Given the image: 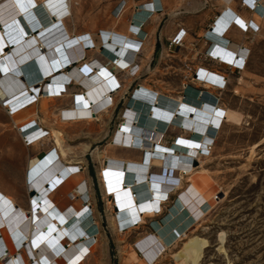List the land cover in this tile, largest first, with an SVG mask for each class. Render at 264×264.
Returning <instances> with one entry per match:
<instances>
[{
  "label": "bare ground",
  "instance_id": "bare-ground-1",
  "mask_svg": "<svg viewBox=\"0 0 264 264\" xmlns=\"http://www.w3.org/2000/svg\"><path fill=\"white\" fill-rule=\"evenodd\" d=\"M253 1L250 17L237 15L231 7H222L204 49V54L239 68L241 74L246 72L249 57L237 59L240 46L221 35L227 18L236 15L240 25L251 24L259 30L258 25L264 22V0ZM82 4V0H38L26 4L13 2L2 10L0 107L13 121L24 147L37 148L47 143H52V147L27 162L20 181L24 204L0 188V264H84L102 244L100 224L90 206L91 193L80 175L83 168L79 174H73L79 165L68 159L79 154L84 158L85 149L78 152L75 145L64 143L71 140L68 130L73 125L106 124L100 120L113 112L131 78L140 73L137 60L145 54L136 51L133 45L146 40L140 23L148 17L152 24H157L159 14L155 12L158 3L154 1L142 7V11H135L134 24L127 25L125 30L113 27L101 36L98 32L74 35L67 24L74 27ZM203 5L204 2L201 8ZM65 14L67 17L62 20ZM174 17L176 12L171 14ZM112 22L116 25L119 21ZM198 35L203 38L206 31ZM87 53L97 54L105 62L91 57L92 63L88 65L89 61L83 62ZM119 73L125 78V85L117 88ZM208 79L216 81L212 75ZM236 82L233 94L238 97L245 82L240 77ZM205 87L210 90V86ZM76 88L78 91L74 92ZM136 89L135 98L124 97L121 122L113 130L107 147L135 152L134 158H140L141 162L134 163L106 151L97 155L98 178L104 197L106 187L113 204L116 232L118 228L125 231L122 234L137 230L138 225L150 219L147 230L132 242L139 257L134 254L123 257L121 264H157L167 250L180 242V249L170 256L171 262L210 264L204 256L208 248L204 235L194 233L187 237V234L219 203L217 194L221 189L204 164L211 161L221 128L241 126L243 115L223 107L214 96L213 92H225L226 86L220 92L184 86L181 96H173L169 90L157 92L143 84ZM63 97L68 99L66 107L48 111L49 102ZM36 110L52 124L48 131L33 121ZM174 129L183 130L182 134L168 147L162 146L163 137ZM44 132L48 136L44 137ZM1 145L7 147L1 150L0 162L19 153L15 142L8 146L4 132L0 135ZM195 163L200 166L195 168ZM173 171L179 175L177 180L171 177ZM182 177L186 185L181 190ZM11 189L17 193L15 187ZM170 197H173L167 207L170 211L153 220L157 216L150 210ZM218 239L222 241L223 236ZM216 251L225 255L221 244Z\"/></svg>",
  "mask_w": 264,
  "mask_h": 264
},
{
  "label": "rangeland",
  "instance_id": "rangeland-1",
  "mask_svg": "<svg viewBox=\"0 0 264 264\" xmlns=\"http://www.w3.org/2000/svg\"><path fill=\"white\" fill-rule=\"evenodd\" d=\"M82 1L83 9L87 12L91 8L92 0ZM107 3L108 0H100L98 7L99 24L102 26H105L107 19V14L104 11ZM116 7L117 5L114 6V9ZM130 7L127 5L121 16L118 19L113 18V20L120 23ZM213 13L216 15V12L213 11ZM130 18L126 26L131 24ZM258 26L257 35L245 34L243 38L244 44L250 50L245 74H241V70L237 73L235 70L217 65L215 62L208 63L214 69L225 73L227 77V90L216 95L221 100L222 106L239 112L244 118L241 126H223L218 134V140L211 152V161L209 164H204V168L209 171L221 189V193L217 194L219 203L209 216L187 234V237L194 233L204 235L208 242L204 256L210 264H264V22ZM115 29L118 31L117 28ZM98 34L100 35V33ZM194 46L199 48L198 44H194ZM91 57L99 59L97 54L91 53L84 58L83 62L89 61L88 65H90ZM164 59L157 69L154 68L153 62L149 66L143 65L144 57L142 56L137 60V64L141 67L140 73L131 78L125 95L118 100L113 112L100 120V122H106L104 126L101 123H92L90 126H73L68 130L71 140H65L64 145L85 148L84 158L79 159L82 162L80 166L85 170L87 185L91 193L90 206L94 217L100 224L101 234H103L102 244L93 251L84 264H121L123 257H130L132 254L139 257L135 249L136 244H132V242L147 230L150 219L145 220L146 224L138 225L137 230L122 234L125 231H120L118 228L116 232L112 222L113 204L108 198L106 187L105 194L109 200L104 197L98 178L97 155H102L106 151L108 154L119 152L122 155L136 156L135 152L131 153L130 150L128 153L121 152L122 149H113L107 147V144L116 125L121 122L120 112L124 107V97L135 98L138 85L143 84L157 92L173 91V96H181L184 86L202 89L201 85H196L191 79V75L193 76L196 70L191 73L187 69V63L179 65L177 68L174 62L167 61L168 58L165 61ZM201 60L204 61V58ZM116 77L120 83L119 87L124 86L125 78L122 73ZM238 77L243 78L245 85L243 84L241 87V96L236 97L233 91L236 88ZM69 87L67 86L68 89ZM73 91L77 92L78 89ZM213 94L217 93L213 92ZM11 127L8 115L0 107V135L4 132L8 146L10 143H16V136ZM181 134L182 131L178 129L170 130L166 134V140L169 143L171 139L175 140ZM6 147L7 145L5 147L1 145L0 153L1 150H6ZM22 157L18 152L14 154V158L7 156L0 162V168L4 166L8 171L11 168L13 171H17L23 162ZM132 162L140 163L141 160L134 158ZM198 166L200 165L195 163V168ZM14 176L10 172L5 175L7 186L18 184L11 181ZM171 177L177 180L179 178L177 171H173ZM181 182L182 190L186 185L183 183L185 182L183 177ZM22 193H24L22 187L18 188L16 200L20 204H24ZM169 205L170 201L162 208V213L167 212ZM162 217L157 216L153 220ZM116 221L119 224L118 219ZM136 224L134 226H137ZM219 235L223 236L222 241H219ZM220 244L225 250V255L216 251ZM180 247L181 242L167 250L157 264H174L171 262L170 256Z\"/></svg>",
  "mask_w": 264,
  "mask_h": 264
},
{
  "label": "crops",
  "instance_id": "crops-1",
  "mask_svg": "<svg viewBox=\"0 0 264 264\" xmlns=\"http://www.w3.org/2000/svg\"><path fill=\"white\" fill-rule=\"evenodd\" d=\"M113 1L114 0H108V3L104 10L105 13L107 14L105 26H102L99 24L98 7L100 6V0H92L90 10H88L87 12L84 11L83 4H82L81 12L77 14L78 19L75 20L73 23L74 27H72L71 24H67V28L69 29V31H73L74 35L82 34V33H95V32H98L100 33V35H102L104 34V32H99V31H111L113 27L117 28L118 30H125L126 23L128 22L129 17L132 18V14L135 11H137V8H138L137 5L144 4L142 6L146 8L148 5H150L151 2L156 1L158 3V8H161V12L158 13L159 14L158 23L152 24L151 20L149 19L146 22V24L141 28V30L144 31V34L146 37L145 38L146 40L143 41V45L141 48L142 53L145 54V56H143L144 60L142 61V63L143 65L147 64L149 66L153 62V66L156 69H157V66L159 67V65H161L164 58H165L164 61L166 60V58H168L167 61L174 62L175 63L174 65L177 68L179 65L187 63L186 64L187 69H189V72L191 73L199 68L208 69L210 71L213 70V72L214 71L218 72L217 71L218 69H214L213 67L209 66V64L205 60L204 61L201 60L199 55L204 53L206 44L202 41V38H199L200 36L198 35V33L200 31L202 32L207 31V30L210 31L209 26L212 23H214L215 25L216 15L221 16L220 9L222 7H231L236 11L235 13H237V15L245 14L246 16L250 17V12L241 6V0H234L233 2L229 0H116L117 2H113ZM120 1L125 2V7L127 5L131 6L130 7L131 10L129 9L126 15H124V18L123 17H122L123 19L121 18L122 21L120 23H117L116 25H114L112 22L114 20H113L111 13L114 9V6L118 5ZM203 2H204V5H203V8H201ZM213 11L216 12V15H214ZM173 12H176V17L171 18V14ZM182 32L183 34H181ZM178 34L179 35L181 34L180 36H182L181 38L183 40V47L182 48L172 47L171 49H169L168 47L169 42L173 38H175ZM236 34L238 35L242 34V36H237ZM221 36L228 38V41L230 42L235 41L236 44L239 45L240 47L244 46L245 48H248L246 44H240L242 42L240 40H243V38L245 37V34H243L242 32L239 33L238 30L224 31ZM194 44H198L199 48L197 49L194 46ZM74 53H76L75 50H74ZM159 54H161L160 59H158ZM87 55H89V53H87ZM87 55L85 56V58L87 57ZM99 60L103 63L105 62V60L102 59L101 57H99ZM74 64L76 63H73L72 65ZM193 76L191 75V79L194 78ZM67 105H68V99L64 97L55 98V100L48 103V106H49L48 111L54 112V111H57L61 107H66ZM4 113H6L5 110H4ZM32 118L34 122L41 124V126L46 131H48V129L52 127V124L44 119L45 116L41 114L39 110H36V114ZM10 121L12 125L11 130L14 131L15 136H16V144H17V147L19 148V154L23 156L21 158L23 162H21L19 169H17V171L15 170L16 172L13 171L12 168L10 171H8L4 166L0 168V175L1 176L4 175V179L0 178V184H1L0 188L9 192L13 196H16L18 194V188L22 187L20 181L24 173V169L26 168L28 160L32 156L39 155L40 152L44 150H48L50 147H52V143H47L37 148H33L31 146L24 147V145L22 144V141L17 136L18 135L16 133L17 128L14 127L13 121L11 119ZM84 125L90 126L87 124H78V125H73V126H84ZM58 129L63 130L61 127H59ZM171 140L168 143L166 140V135H165L160 144L162 146L164 145V147L167 145L169 146L174 141V140L172 141ZM84 149L85 148L77 147L78 152ZM121 152L128 153L127 150L125 151L122 150ZM117 155L119 156L121 155L127 158V160L131 162L134 159V156L122 155V154H119V152L117 153ZM68 159L73 164H76V165L82 164L81 160H79V159H82V156L80 154L78 156L68 157ZM8 172L15 175L14 177L16 178L13 177L11 181H13L14 183H18L17 185L10 184L9 186H7V183H6L7 179L5 178V175ZM80 175L82 176V180H86V177H85L86 173H85L84 168H83L82 174ZM12 187L16 188L17 193H14L12 191L11 189Z\"/></svg>",
  "mask_w": 264,
  "mask_h": 264
},
{
  "label": "built area",
  "instance_id": "built-area-1",
  "mask_svg": "<svg viewBox=\"0 0 264 264\" xmlns=\"http://www.w3.org/2000/svg\"><path fill=\"white\" fill-rule=\"evenodd\" d=\"M29 1H38V0H0V22H1V19L3 17V7L4 6H7V5H11L13 2H17L18 4H26V2H29ZM229 1H234V0H229ZM251 2V0H250ZM152 4V2L150 3ZM253 5H255V1L252 0V4H249V0H241V6L245 9H247L249 12H253L254 9H253ZM141 7L143 6H140L137 8V11H142L143 9H141ZM125 8V2L124 1H121L117 7L112 11V17L114 19H118L121 14L123 13V10ZM155 12L158 14L161 12V8H158L156 7L155 8ZM67 17V15L65 14L62 18V20H65V18ZM220 17V16H219ZM228 20H226V26L224 28V31H228V30H231L232 28H236L237 30L241 31L243 34H250V35H255L256 32H257V28H254L251 26V24H248V25H240L238 23V18L236 16H234V18H227ZM149 20V18H145L141 23H140V26L139 28L141 29L145 24L146 22ZM131 24H134L133 22V17L131 18ZM214 25V23H212L210 26H209V30L206 31V35L202 38V41L206 44L208 43L210 40H209V32L213 31V28L212 26ZM0 27H2V24L0 23ZM134 47L136 49V51H140L141 48H142V45H143V42L142 40H138V42H135L134 43ZM169 49H171L172 47H177V48H182L183 47V40L182 38H179L178 35L173 38L170 42H169V45H168ZM239 51V55H237V59H240V58H243L244 60H246L249 55H250V50L248 48H241L239 47L237 49V52ZM243 54V55H242ZM201 58H204V60L209 63V62H215V64L219 65V66H223V67H226L227 69L229 70H235L237 71V73H239L240 69L237 68V67H234L233 65H230V64H226V63H221L217 60H215L214 58H212L211 55L207 54V53H202L201 55H199ZM218 72H213L208 70V69H203V68H199L196 70V72L194 73V78L192 79V81L195 83V84H198V85H201L202 86V89H199L201 91H208L209 89H207L205 86L208 85L210 86V90H218L217 92H220L219 90L224 88L226 85H227V77H226V74L225 73H222L221 71L217 70ZM214 76L216 78V81L215 82H212L208 79V76ZM117 88H119V86H117ZM116 88V89H117ZM115 89V90H116ZM114 91V90H113ZM60 94H63L64 93H60ZM218 95L215 94L214 96ZM217 99H219L217 97ZM218 102V101H217ZM180 130V129H178ZM180 131H183V130H180ZM44 137L47 136V132H44ZM24 139V138H23ZM121 149H124V148H121ZM79 168V169H78ZM82 170V167L79 165V167H77V170L75 171V173L73 174H79V172ZM171 199L168 198L167 200H164L162 201L161 204L158 205V207L155 209H151L150 211L154 213L155 216H164L165 213H162V208L165 207L166 203H168L170 201L171 203ZM162 206V208H161ZM170 209L167 210V212H169Z\"/></svg>",
  "mask_w": 264,
  "mask_h": 264
},
{
  "label": "trees",
  "instance_id": "trees-1",
  "mask_svg": "<svg viewBox=\"0 0 264 264\" xmlns=\"http://www.w3.org/2000/svg\"><path fill=\"white\" fill-rule=\"evenodd\" d=\"M173 199V197L171 198V200Z\"/></svg>",
  "mask_w": 264,
  "mask_h": 264
},
{
  "label": "snow or ice",
  "instance_id": "snow-or-ice-1",
  "mask_svg": "<svg viewBox=\"0 0 264 264\" xmlns=\"http://www.w3.org/2000/svg\"><path fill=\"white\" fill-rule=\"evenodd\" d=\"M238 23H239V21H238Z\"/></svg>",
  "mask_w": 264,
  "mask_h": 264
}]
</instances>
